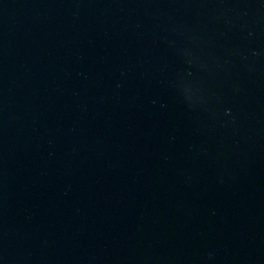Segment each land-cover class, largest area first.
<instances>
[{"label":"water","instance_id":"obj_1","mask_svg":"<svg viewBox=\"0 0 264 264\" xmlns=\"http://www.w3.org/2000/svg\"><path fill=\"white\" fill-rule=\"evenodd\" d=\"M0 264H264V0H0Z\"/></svg>","mask_w":264,"mask_h":264}]
</instances>
